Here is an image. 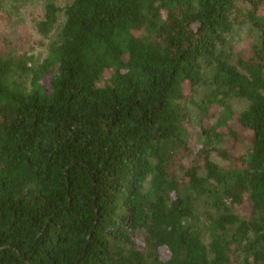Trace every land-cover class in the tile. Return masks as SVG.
Here are the masks:
<instances>
[{"label":"trees","instance_id":"16d2710c","mask_svg":"<svg viewBox=\"0 0 264 264\" xmlns=\"http://www.w3.org/2000/svg\"><path fill=\"white\" fill-rule=\"evenodd\" d=\"M18 2L0 264H264V0H43L38 43Z\"/></svg>","mask_w":264,"mask_h":264},{"label":"rangeland","instance_id":"374dc122","mask_svg":"<svg viewBox=\"0 0 264 264\" xmlns=\"http://www.w3.org/2000/svg\"><path fill=\"white\" fill-rule=\"evenodd\" d=\"M68 0H54V2L57 5L63 6L64 4H66ZM42 3L43 0H19L16 6L18 7V16L16 15H10L9 17L12 20V25H14L15 23H19L21 24L20 27L22 28L20 31L21 32H28L31 35V39L34 43H38L40 40H42V38L36 33L35 30V23L36 20H38V18L41 16L42 14ZM6 22H4L3 24H5ZM2 28V26H1ZM15 32L16 30L13 29ZM250 34V30L249 27L244 25V26H236L233 29V32L230 34L229 36V44L230 46L234 47V46H239L242 43H244L246 37ZM47 41H45V43H47ZM37 49H35V54H40L41 57L44 55V48H39L38 45H36ZM201 92L197 93L194 96V99L191 103H188V108L191 115V119L192 121L195 123L196 121V109H195V103L198 102L201 99ZM245 107V103L240 101V100H236V99H232L230 100V108L232 111L234 112H239L240 110H242ZM216 159V158H215Z\"/></svg>","mask_w":264,"mask_h":264}]
</instances>
